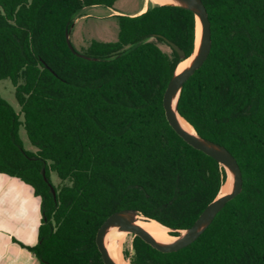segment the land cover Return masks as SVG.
<instances>
[{
	"label": "trees",
	"instance_id": "16d2710c",
	"mask_svg": "<svg viewBox=\"0 0 264 264\" xmlns=\"http://www.w3.org/2000/svg\"><path fill=\"white\" fill-rule=\"evenodd\" d=\"M116 1L0 0V80H10L19 108L0 95V174L40 198L37 242L20 244L39 264H104L96 232L122 209L178 235L226 180L216 160L175 133L162 106L181 59L160 36L189 56L191 11L149 3L114 15L115 40L77 50L88 59L69 49L65 28L80 10ZM202 2L210 49L184 82L177 110L234 156L242 188L180 250L161 252L132 234L122 250L129 264H264V0ZM20 127L34 151L24 149Z\"/></svg>",
	"mask_w": 264,
	"mask_h": 264
},
{
	"label": "water",
	"instance_id": "95a60500",
	"mask_svg": "<svg viewBox=\"0 0 264 264\" xmlns=\"http://www.w3.org/2000/svg\"><path fill=\"white\" fill-rule=\"evenodd\" d=\"M171 1H173V3L153 4L179 6L191 11L195 17V41L192 52L189 56L185 57L183 50L178 45L168 40L167 38L160 36L174 51H176L179 58L181 59L175 67L173 74L170 77L163 93L162 106L164 109L165 118L170 127L175 131V133L179 135L186 143L212 157L219 163V165H221L225 169L226 179L228 175H230L231 178V188L228 193L223 195H220L219 191L218 195L206 205V207L203 209L194 223L188 228L178 230V235L169 234L173 237V240L168 242H163L155 239L144 227H142L137 221V217L140 215H138L136 210L122 209L113 212L102 222L95 236V243L104 264H120L109 255L105 245V236L107 231L111 227H118L122 230L127 231V233L139 236L144 242L151 245L158 251H177L194 242L210 225L216 214L224 207L226 202L238 195L242 188V175L239 165L234 156L221 144L197 134L193 127L178 113L177 103L182 86L184 82L194 73L196 69H198L202 65V63L206 59L210 49L211 32L210 21L208 19L207 11L202 0ZM197 22L200 25L198 39L196 38ZM68 32V27L66 26L65 38L71 52L79 57L88 59V56L79 53L73 48L68 37ZM187 59H190L189 62L184 67L178 70V66L180 65V63ZM178 116L181 117L191 127L192 132L182 128L178 120ZM42 173L44 174V170L42 171ZM44 180L46 181L45 177ZM49 187L54 196L55 190L50 183ZM166 229L168 233L172 231V229L168 227H166Z\"/></svg>",
	"mask_w": 264,
	"mask_h": 264
},
{
	"label": "crops",
	"instance_id": "0c3cea01",
	"mask_svg": "<svg viewBox=\"0 0 264 264\" xmlns=\"http://www.w3.org/2000/svg\"><path fill=\"white\" fill-rule=\"evenodd\" d=\"M41 218V201L32 188L0 174V264H39L20 244L32 246L37 242Z\"/></svg>",
	"mask_w": 264,
	"mask_h": 264
},
{
	"label": "rangeland",
	"instance_id": "374dc122",
	"mask_svg": "<svg viewBox=\"0 0 264 264\" xmlns=\"http://www.w3.org/2000/svg\"><path fill=\"white\" fill-rule=\"evenodd\" d=\"M149 3L152 2L146 0H117L112 8H108L103 5H94L83 8L72 22L68 32V37L73 48L75 50L82 51L88 46L90 40L92 39L101 41L115 40L118 28L114 15H130L138 11L141 12L148 6ZM159 45L163 50L168 51V48L164 44L161 43ZM0 95L11 106H13L16 111H18L19 108L14 96V87L10 80H0ZM19 135L24 149L34 151L35 148L30 144L22 127H20ZM50 180L54 185L59 184V179L55 172L50 173ZM131 235L132 234L127 233L122 237L120 250L123 259L122 250L124 248L130 249V241L132 239Z\"/></svg>",
	"mask_w": 264,
	"mask_h": 264
},
{
	"label": "bare ground",
	"instance_id": "6f19581e",
	"mask_svg": "<svg viewBox=\"0 0 264 264\" xmlns=\"http://www.w3.org/2000/svg\"><path fill=\"white\" fill-rule=\"evenodd\" d=\"M146 1H150L152 3H159V4H163V3H173V1L171 0H146ZM199 32H200V25L197 22L196 23V38L198 39L199 36ZM190 59H187L185 61H183L182 63H180V65L178 66V70L181 69L182 67H184ZM178 120L180 122V125L182 126V128H184L187 131L192 132L191 127L181 118L178 116ZM231 188V178L230 175H228L226 181L223 183L221 189H220V195L226 194L230 191ZM137 221L138 223L144 227L155 239L159 240V241H163V242H168V241H172L173 237L169 235V233H167V229L166 227H163L160 223H158L155 220H151V219H147L144 218L142 216H138L137 217ZM127 234V231L122 230L118 227H111L105 236V245H106V249L109 253V255L118 263L120 264H129L128 262H126L122 256H121V250H120V246H121V241H122V237L124 235Z\"/></svg>",
	"mask_w": 264,
	"mask_h": 264
}]
</instances>
